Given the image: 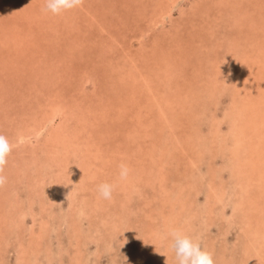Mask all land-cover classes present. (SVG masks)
I'll return each instance as SVG.
<instances>
[{"label": "rangeland", "instance_id": "obj_1", "mask_svg": "<svg viewBox=\"0 0 264 264\" xmlns=\"http://www.w3.org/2000/svg\"><path fill=\"white\" fill-rule=\"evenodd\" d=\"M3 1L0 135L12 143L18 132L29 134L32 125L47 117L52 121L41 136L30 133L12 144L3 171L7 182L0 187V264H168L166 255H171L169 264H176L165 239L170 229L165 231L157 213L184 221L186 208L193 210L194 224L180 230L203 249L213 248L209 252L215 264H264V246L259 245L264 244V197L258 201L260 221L235 213V197H230L222 211H208L214 216L210 226L200 227V212L210 204L207 178L198 180V173L207 175L208 166L215 165L230 190V170L220 167L230 152L214 157L208 150L197 158L199 148L193 144L196 133L208 134L215 121L229 138L232 88L228 84L215 95L209 90L234 66L253 63L239 56L241 47L264 46V0H84L58 16L42 11L45 0ZM17 2L23 9H15ZM210 102L212 108L197 115ZM161 107L173 127L155 120ZM49 131L53 138L47 137ZM82 136L85 143L97 140L93 169L77 158ZM62 138L74 140L73 146ZM177 138L186 141L183 146L175 147ZM121 163L136 174L132 188L115 187L114 205L96 200L98 206H85L82 215V195L97 192L91 186L93 191L82 193V179L89 183L87 177L93 176L97 185L111 183L119 177ZM68 180L74 182V197L69 188L56 190L57 183ZM176 188L188 200L174 201L178 213L159 194ZM254 223L256 233L245 228ZM39 226L47 232L38 250L31 247L29 256L20 257V242ZM247 241L258 250L255 259L248 255Z\"/></svg>", "mask_w": 264, "mask_h": 264}, {"label": "bare ground", "instance_id": "obj_2", "mask_svg": "<svg viewBox=\"0 0 264 264\" xmlns=\"http://www.w3.org/2000/svg\"><path fill=\"white\" fill-rule=\"evenodd\" d=\"M3 3H5V2L3 1ZM237 4H239V3H237ZM19 8L23 9V7L20 6L19 2H17L15 4V9H19ZM1 12H2V10H0V18H2ZM242 13H243V11H242ZM9 21H11V20H9ZM3 22H4L3 20H0V25L3 24ZM6 24H7V22L5 23V25ZM31 36H32V34H31ZM236 45H238V43H236ZM245 47L243 49L241 47V52H240L239 56L241 58H243V57L246 58L247 57L253 63L251 62L252 64H250V65H248L247 63H245L243 66H238V65L237 66H234L233 69H232V71H230L229 76L228 75L223 76V78H221L219 81L215 80L214 83H213V85L211 86V88L209 90L210 94L213 93L215 95V92L214 91H218L220 88L223 89L224 86H226L228 84H229L228 86L232 88L231 105H230L229 110L227 111V115H228V117H230V121H229L230 123H229V126H228V132H227V134H229V138L227 139L226 132H224V131L222 132L220 130L219 123H217L215 121V122H213V124H211L212 127L209 128L208 134H202L200 131H198L196 133V137L193 140L194 147L195 148H197V147L199 148L198 151H197V156H195L197 158L200 156V155H198L199 153H202L203 154V153L207 152L208 150H210L209 152H212L213 153L214 157L218 156V153H221V152L224 153L225 150H228L230 152L229 158L227 160H225V161H227V163L226 164L223 163L222 165H220V167L222 169L229 168V170H230V175H231L230 179L232 181L231 182V187L232 188L230 190L227 189L225 185H223V183H225L224 182V178H222V177L219 176V174L217 172V169H216L217 167H215V165H213V167H212L213 169L210 168L212 165L211 166H208L207 172H206L207 175H204V174H201V173L199 174L198 173V175H199L198 180H201L202 181V180L205 179V177L207 178L206 180H204V182H206V186H207V189H206L207 204L208 203L210 204V206L205 207V211L200 212V215L203 214L201 216V219H200L202 221V225L200 226L201 228H207V227H209L210 224H211V220L213 219L212 217H214L212 215L213 212H208V211L209 210H212V208L214 210H216V211L219 208L220 211H222V208L225 206L226 199L227 198H230V197H235V200L233 201V205H232L233 206V211L235 213H241L242 214L241 217H243V218L245 217L246 219H248L250 221L253 220L254 218H256L257 221H260V219H261V216L259 214H257V213H259L257 209H258V201L261 200L264 197V94H261V93H264V90H263L264 89V46L263 47L262 46L259 47L257 45H253V46L248 45V46H245ZM197 48H198V46H197ZM163 50H165V49H163ZM178 51H180V50H178ZM259 53H260V56H258ZM37 60H39V59H37ZM141 74H143V73H141ZM134 75L135 74L133 73L132 74V77L133 78H134ZM201 76L203 77V75H201ZM212 79H213V77H212ZM227 80H229L230 82L227 83L226 82ZM173 88H174V86H173ZM175 90H176V87H175ZM210 94H209V96H212ZM217 99H218V97H217ZM211 104H214V103L213 102L212 103L210 102V103H208V105L207 104H204L203 105L204 106V109L198 110L199 113H197V115L198 114L202 115L204 112H207V110H209V108H212L210 106ZM144 108H145V106H144ZM147 108H148L149 111H152V107H147ZM162 111H164V108L163 107L159 108V111H157V114L156 115H153L154 118H155V120L156 121H159V120L163 121L162 122V126H170L172 121L170 120V118L169 119H164L163 118ZM183 111L185 112V109H183L181 112H183ZM201 111H204V112L202 113ZM212 111H214V110H211V113H209V115L213 118V121H214L215 118H214V113ZM139 112H143L142 109ZM139 115H141V114H139ZM197 115L195 117H197ZM51 121H52L51 118L50 117H47V118H45V121L42 120L41 122L36 123L35 125H32V128L31 129H33V130L32 131H29V132L31 134H35L37 136H39V135L41 136L42 133H43V129ZM191 123L192 122H189L188 125L191 124ZM189 127H190V125H189ZM50 132L51 131H49L48 135L51 134V136H47V137L53 138V134L50 133ZM30 133L28 134L27 131L18 132L17 133V136H16V139L11 144H16V143H19V142H22V141L26 140L30 136ZM62 139L64 140V142H66L69 145V147L70 146H73V144H74L73 141L74 140H72L71 138L70 139H68V138H62ZM84 139L86 140V138L82 136V145L79 146L81 150L78 149L79 150L78 151L79 153H78L77 158L79 160L81 159L79 161V163L82 162V164H84L86 166H89L90 169H93L92 168V165H94L95 162L98 159V158H96V154L98 153L97 140H96V144H94V138H93V140L91 142L89 141V142H86V143L84 142ZM174 142H175L174 143L175 147H178V146H181V145L183 146L184 142H186V141H180L177 138V139L174 140ZM76 143H78V142H76ZM210 144H213V148L212 147L209 148V145ZM164 147L166 148V147H168V145L167 146L165 145ZM168 150H170V149H168ZM224 155L226 157V154H224ZM191 159L193 160V158H191ZM92 161H94V162H92ZM193 162H194V160H193ZM189 163H191V162H189ZM157 165H158V163H157ZM159 166H160V164H159ZM102 173H103V171H102ZM75 175L76 174H72L70 177H75ZM135 176H136V174L130 173L127 180H120L119 177H117V180H114L113 181V179H112L111 180V183L114 184L115 187L120 186L121 189H122V191H129L132 188L131 187V184L133 183V179H134ZM194 176H195V174L190 175L191 178L194 177ZM190 177H187V178H190ZM87 178L90 180L89 183H86V181H87L86 179H82V193H86V191H88V190L93 191V187H97V184L98 183L96 181V177L91 176V177H87ZM195 179H197V178H195ZM195 181H197V180H195ZM39 183L42 184V181H40ZM73 183L74 182H72V181L70 182V180L67 181V184L66 185H64L63 183H60L59 182V183H57L58 186L56 187V190H57V192H59V191L60 192H64V190L66 191V190H68V188L71 190V185H73ZM161 183H165V182L162 181ZM165 185H167V184H165ZM91 186H93V187H91ZM32 187H33V185H32ZM62 189H64V190H62ZM168 189L167 190H165V189L164 190H160V192H159L160 195L162 194V197H160L162 199V203H168L169 202L168 203V206L170 205L171 207H173V210L171 209V211H174L175 210L178 213L179 211L172 204L174 203L175 200L182 199L184 196H180L181 193L178 194V189L177 188L175 190H173V191L168 190ZM198 189H199V187H198ZM198 189L196 188V190H198ZM75 191H76L75 188H73L71 190V194L70 195H72V197H74V194L73 193ZM196 193H197V191H196ZM245 195L246 196H251V197H249V199L247 200V199H245L246 198ZM92 196H93V198H92ZM137 196H138V194H137ZM115 198H116V195L113 194V197H112L111 200L101 199L99 197V195H98V192H96V191H95V193H93V194L91 193L90 196H87V197H86V195H84V196L82 195V215L84 213V207L85 206L89 207L92 204L98 206L96 204L97 203L96 200H100L101 202H105L107 204V202L113 203L114 202L113 199H115ZM119 201H120V199H119ZM182 201L187 202L188 200H187V198H185L184 200L182 199ZM113 205H114V203H113ZM113 207H115V206H113ZM183 207L185 208V205H183ZM112 210H113V208H112ZM184 210H185L184 211V214H183L184 216L182 217V220L184 218L186 219V220L184 219V221L179 220L178 217H177V221H176L175 219H173L171 213H169V214H164L163 212L157 213V216L159 218H161L162 221L164 222V227L163 228H165V231L166 232H167L168 229H177L180 232H182V230L184 231L187 226L194 224V217H195V215L193 214V210H188V208H186ZM75 212H77V210ZM111 214H112V212H110L109 215H111ZM176 215H178V214H176ZM257 215H259V216L256 217ZM152 217H153V219H155V217L153 215H152ZM189 218H192V221ZM258 218H260V219H258ZM187 219H188V221L190 220L191 222H188ZM248 220H247V223H248ZM95 225H97V223ZM255 225H257V224H255V223L253 225L249 224V225H246L245 228L248 229V227H249L250 230L252 229L256 233V230H255L256 227H255ZM114 228L115 229H118V226H116ZM46 229H47L46 227L44 229V226H39L38 229H34V228L31 227V229L29 230V232L27 234V238L28 239H26V242H22L21 241L20 244H19L20 245V247H19L20 248L19 249L20 250L19 251L20 252V257L23 256L22 258H24L25 255L29 256L32 253L31 252L32 251L31 247H36L37 248V247H39L41 245L42 238L46 236V232H47ZM97 229H98V227H97ZM180 229H182V230H180ZM153 231H154V234H156V230H153ZM254 232H253V235H255ZM260 233H261V231H260ZM122 234H125L126 235V232L123 231V232H121V235ZM151 235H152V233H151ZM220 237H221V235H220ZM258 237L259 236H255L253 238L257 239V242H258V240H259ZM252 243H253L252 241H247V244H245V248L249 252V254H248L249 257L255 259L256 256H257L258 250L257 249L255 250V248L251 246ZM259 245L260 246H264V244L262 245V243L261 244L259 243ZM208 246H207V248H208L209 251L210 250H213V248H210ZM37 250H38V248H37ZM170 257H171V255H170ZM170 257L168 255H166V257H165V262L167 261L166 263H168V264H169V261H170V259H169ZM219 260H221V259H219ZM241 262H242V260H241ZM24 264H26V263L24 262ZM27 264H28V262H27ZM254 264H257V262H254Z\"/></svg>", "mask_w": 264, "mask_h": 264}, {"label": "clouds", "instance_id": "obj_3", "mask_svg": "<svg viewBox=\"0 0 264 264\" xmlns=\"http://www.w3.org/2000/svg\"><path fill=\"white\" fill-rule=\"evenodd\" d=\"M84 0H45L42 9L45 13H51L54 16L71 11L81 7ZM13 149V145L8 138L0 135V187L7 182L3 175L7 164V158ZM130 168L126 163L119 165V179L127 180L130 174ZM115 185L103 182L97 185V192L101 199L111 200ZM170 250L173 252L176 264H215L213 254L202 248L198 240L185 235L177 229H170L165 237Z\"/></svg>", "mask_w": 264, "mask_h": 264}]
</instances>
